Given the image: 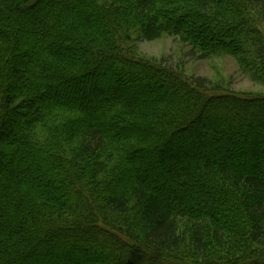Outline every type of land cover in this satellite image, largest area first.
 <instances>
[{
    "label": "trees",
    "instance_id": "1",
    "mask_svg": "<svg viewBox=\"0 0 264 264\" xmlns=\"http://www.w3.org/2000/svg\"><path fill=\"white\" fill-rule=\"evenodd\" d=\"M264 0H0V264H264Z\"/></svg>",
    "mask_w": 264,
    "mask_h": 264
},
{
    "label": "rangeland",
    "instance_id": "2",
    "mask_svg": "<svg viewBox=\"0 0 264 264\" xmlns=\"http://www.w3.org/2000/svg\"><path fill=\"white\" fill-rule=\"evenodd\" d=\"M139 50L142 54L171 62L172 65L178 64L184 68L188 75L205 76L208 79H224L229 87L239 93L264 94V85L253 81L244 74L235 59L228 56H217L208 59L197 60L185 57L179 53V46L170 36H163L148 42H141Z\"/></svg>",
    "mask_w": 264,
    "mask_h": 264
}]
</instances>
